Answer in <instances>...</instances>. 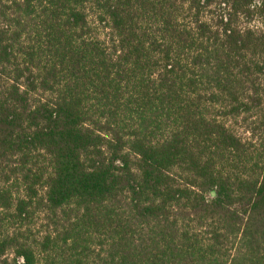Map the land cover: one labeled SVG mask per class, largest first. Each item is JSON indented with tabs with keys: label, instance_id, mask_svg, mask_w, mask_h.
Returning a JSON list of instances; mask_svg holds the SVG:
<instances>
[{
	"label": "trees",
	"instance_id": "16d2710c",
	"mask_svg": "<svg viewBox=\"0 0 264 264\" xmlns=\"http://www.w3.org/2000/svg\"><path fill=\"white\" fill-rule=\"evenodd\" d=\"M0 264H264V0H0Z\"/></svg>",
	"mask_w": 264,
	"mask_h": 264
},
{
	"label": "water",
	"instance_id": "95a60500",
	"mask_svg": "<svg viewBox=\"0 0 264 264\" xmlns=\"http://www.w3.org/2000/svg\"><path fill=\"white\" fill-rule=\"evenodd\" d=\"M212 194L214 195V192H212Z\"/></svg>",
	"mask_w": 264,
	"mask_h": 264
}]
</instances>
